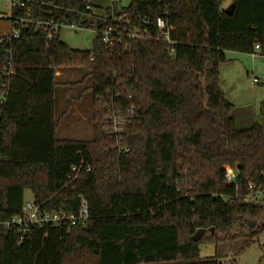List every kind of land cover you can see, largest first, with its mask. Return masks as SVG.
<instances>
[{
	"label": "trees",
	"instance_id": "trees-1",
	"mask_svg": "<svg viewBox=\"0 0 264 264\" xmlns=\"http://www.w3.org/2000/svg\"><path fill=\"white\" fill-rule=\"evenodd\" d=\"M224 1H115L100 17L89 0L13 9L12 25L31 20L19 38L0 36V264H222L201 259L200 245L264 232V129L237 126L220 84L228 52L258 45L264 56V0H232V14ZM50 20L95 29L93 48L74 49L61 30L38 24ZM67 69L85 73L92 139L58 137L70 107L57 117L67 84L57 72ZM109 112L126 132L105 130ZM81 164L90 170L74 178ZM27 189L49 211L78 214L86 203L88 223L23 231L9 222L23 213ZM199 229L209 237L193 240Z\"/></svg>",
	"mask_w": 264,
	"mask_h": 264
},
{
	"label": "rangeland",
	"instance_id": "rangeland-1",
	"mask_svg": "<svg viewBox=\"0 0 264 264\" xmlns=\"http://www.w3.org/2000/svg\"><path fill=\"white\" fill-rule=\"evenodd\" d=\"M118 7H126L131 0H118ZM93 7L94 14L106 15V9L111 5L110 0H89ZM232 0H225L224 7H228ZM12 20L10 19V0H0V36L7 35L12 30ZM97 35L95 29L78 28L72 29L62 27L60 37L74 49L91 50L94 46V39ZM233 60L227 65L221 66L220 78L223 83L226 97L234 101L236 112L244 120L249 115L248 122L241 123V127H250L254 123L260 124L264 129V115L261 107L264 102V56L259 53L242 54L231 51L228 53ZM248 72V73H247ZM58 79L66 81L65 87H59L57 92V117L61 116L67 108L68 113L59 119L58 137L71 139H92L93 129V99L92 95L85 91L87 82H80L85 75L81 70H60L57 72ZM233 75L237 81L238 88H228L231 85L230 79ZM258 77L259 83L253 78ZM72 83H75L72 85ZM73 87V88H72ZM71 98H75L72 104H68ZM70 105V106H69ZM117 112H109L104 123L107 132L117 134L119 130V120L110 119ZM119 114V113H117ZM242 121V120H241ZM126 132V129H124ZM118 136V135H117ZM25 202L33 200V193L30 189L25 191ZM214 232V231H213ZM210 232L202 237H209ZM201 237V238H202ZM201 247V259H208L217 256L222 264H264V232L252 240H225L218 243L204 242Z\"/></svg>",
	"mask_w": 264,
	"mask_h": 264
},
{
	"label": "built area",
	"instance_id": "built-area-1",
	"mask_svg": "<svg viewBox=\"0 0 264 264\" xmlns=\"http://www.w3.org/2000/svg\"><path fill=\"white\" fill-rule=\"evenodd\" d=\"M112 4L118 0H111ZM25 6L24 0H10V16L12 15L14 8H23ZM87 9H92L91 5L87 6ZM121 17H113L112 21L121 22L122 17H124L125 12L122 11ZM96 15V14H95ZM97 16V15H96ZM100 17V16H99ZM30 17L26 16H17L14 20L12 25V30L8 34L13 38H19L21 35V31L24 26L30 21ZM40 25H46L51 28L52 32L57 33L62 27H69L72 29L83 28L76 23L67 22V21H38ZM157 26L162 31L165 40L171 43L168 27L166 25V21L163 18L157 19ZM97 32V31H96ZM51 36L49 35L48 38ZM103 41L105 43H112V29L109 28L103 33ZM259 46L255 47V52L252 53L253 56H256L259 52ZM254 82L259 83L260 80L256 77L253 78ZM4 97L2 96V100ZM110 119L119 120V125L121 128L115 131L117 135L119 133H123L125 129V120L122 116H118L114 114L110 117ZM119 136V135H118ZM124 151H128V148H125ZM86 168V170H90L89 167H84V164L74 166L72 172L74 174V178L78 176L80 171ZM71 176V175H70ZM69 176V177H70ZM73 176V175H72ZM235 177V172L231 169H227V178L228 180H232ZM89 220V212L86 203L83 204L80 212L78 214H70L67 212H56V211H49L42 208L41 205L36 204L34 200L27 201L24 203L23 213L21 215L15 216L9 223L18 224L20 227H23V231L26 230L30 226H45V225H55L59 226L62 224H71V225H79L85 226Z\"/></svg>",
	"mask_w": 264,
	"mask_h": 264
},
{
	"label": "crops",
	"instance_id": "crops-1",
	"mask_svg": "<svg viewBox=\"0 0 264 264\" xmlns=\"http://www.w3.org/2000/svg\"><path fill=\"white\" fill-rule=\"evenodd\" d=\"M110 2H111V5L109 6V7H111L112 6V1L110 0ZM108 7V8H109ZM96 15L97 16H101L100 14H98V13H96ZM229 53V52H228ZM243 54V53H242ZM229 57V56H228ZM230 58V57H229ZM233 60V58H230V61L228 62V63H226V64H224L223 65V67L224 66H227L231 61ZM222 69V68H221ZM221 69H220V71H221ZM248 73V72H247ZM256 78H258V77H256ZM230 79H231V81H232V83H231V85H229V84H227V87L228 88H234V89H237L238 88V84H237V81L234 79V77H233V75H231V77H230ZM259 79V78H258ZM260 80V79H259ZM220 84H221V87H222V89L223 88H225L224 87V85H223V83L221 82V78H220ZM224 90V89H223ZM225 91V90H224ZM229 100L235 105V103H234V101H232L230 98H229ZM235 107H236V105H235ZM234 107V110H233V116H234V118H235V121H236V123H237V126L239 127V128H246V127H241V123L240 122H243V123H246V122H248V119H249V115H248V117H246V119L247 120H244V118L242 117V116H239V119H238V114H237V112H236V108ZM242 120V121H241Z\"/></svg>",
	"mask_w": 264,
	"mask_h": 264
},
{
	"label": "water",
	"instance_id": "water-1",
	"mask_svg": "<svg viewBox=\"0 0 264 264\" xmlns=\"http://www.w3.org/2000/svg\"><path fill=\"white\" fill-rule=\"evenodd\" d=\"M235 8V4L231 3L227 8H226V13L227 14H232ZM235 175H237V172L235 171ZM214 229H212V232ZM206 233V229H199L196 234L193 235L192 239L195 241L200 240V238Z\"/></svg>",
	"mask_w": 264,
	"mask_h": 264
}]
</instances>
